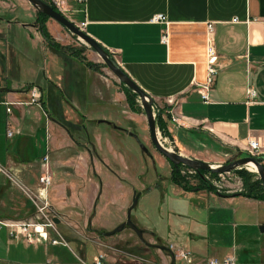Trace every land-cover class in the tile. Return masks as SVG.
<instances>
[{"label":"crops","instance_id":"crops-1","mask_svg":"<svg viewBox=\"0 0 264 264\" xmlns=\"http://www.w3.org/2000/svg\"><path fill=\"white\" fill-rule=\"evenodd\" d=\"M67 8L66 18L74 24L84 23L82 31L163 112L167 134L181 154L188 158L203 153L228 157L236 152L242 157L246 155V141L255 138L263 146L264 158V0H84L82 5L69 2ZM156 15L163 16L166 24L150 23ZM50 22L44 23L48 33L56 23L51 19ZM207 24L214 27L218 73L209 91L210 102L203 104L196 86L206 76ZM32 28L39 30L35 25ZM163 35L166 43L161 42ZM39 39L44 41L42 36ZM43 49L62 54L72 72L81 75L69 78L65 85L57 77H45L17 88L0 83V167L9 176L0 174V220L38 222L35 206L40 207L44 200V214L53 222L65 246L26 244L21 238H9L7 229L1 228L0 264H91L98 253L104 256L103 264H169L168 254L139 240H112L103 235L114 227L102 225L104 206L97 199L98 175L106 162L102 158L95 161L98 156L87 148L92 147L88 137L93 132L91 128L85 127V138L80 137L49 101L50 94L57 93L69 112L85 123L90 109H98L91 103L113 106L118 104L121 91L110 88L100 73V64L88 67L46 42ZM30 86L38 88L42 110L32 105H13L6 114L2 103L27 102ZM248 89L256 93L252 102L248 100ZM80 101L85 106L78 105ZM167 113L181 118L184 125L170 123ZM107 122L116 127L112 121ZM7 130L13 132L10 138L6 137ZM44 144L46 154L40 155ZM44 156L51 179L45 193L38 184ZM167 183L176 193L205 200L207 206L193 207L184 214L167 213L168 222L177 215L191 224L186 231L188 240L180 238L184 225L178 223L173 230L168 223L169 233L176 231L178 237L165 245L159 234L147 227L144 229L150 239H143L147 244L184 250L194 263H202L204 257L231 254L224 247L229 230L232 233L239 226L252 230L264 226L259 221L248 222L249 216H244L247 212L241 209L264 204L262 201L204 189L184 191L170 183L169 178ZM127 197L124 194L121 201ZM204 211L208 214L207 237L194 231ZM49 237L54 236L49 233ZM174 264L181 263L175 259Z\"/></svg>","mask_w":264,"mask_h":264},{"label":"rangeland","instance_id":"rangeland-1","mask_svg":"<svg viewBox=\"0 0 264 264\" xmlns=\"http://www.w3.org/2000/svg\"><path fill=\"white\" fill-rule=\"evenodd\" d=\"M41 1L51 4L49 0ZM51 6L53 5L51 4ZM63 15L66 18L67 12L64 11ZM48 20L49 24H52L49 18L44 19V23ZM22 25L25 26L23 27ZM34 25L37 27L36 10L25 0H0L1 85H5L6 82L11 87H23L25 84L39 79L43 81L45 77H57L65 85L69 78L79 77L81 74L77 71H75L76 73L72 72L71 67H69V61H66L62 54L54 51H50L49 53L43 49L45 42L39 39L41 37L39 30L32 28ZM54 25V30L52 29L49 33L47 31L53 42L57 43L63 51L81 59L82 62L103 66L100 67V73L107 79L110 88L114 92L121 91L118 104L111 106L109 104L91 103V106L98 109H90V112L86 114L88 117H86L85 123L82 121V118L69 112L65 104L59 99L57 93L54 94L52 92L49 97V101L52 102L51 105L55 112L61 116V119L66 124L77 129L80 137L85 138L83 132L85 127L91 128L93 132H89L88 137L90 140L89 144L92 147L87 148L90 150V153L94 152L98 156V158H93L95 161H100L102 158L106 162V166L101 167L98 175L100 187L97 192V199L99 204L104 206V214L101 217L102 225L105 227L114 225L109 230L111 231L124 222L126 220V211L131 205L133 196L138 194L136 204L130 210L129 219L138 229L143 228V239H150L145 229L147 227V229H151L152 227L159 234L160 242L166 245L169 241H174L178 237L176 231H172L173 235L169 233L167 224L169 223L170 229L174 230L179 223L180 225H184V230L179 232L181 234L180 238L188 240L186 231L189 230L191 224L177 215L171 216V221L168 222L167 213L184 214L188 209L193 207L205 209L207 202L201 198L187 197L188 195L186 196L182 192L176 193L172 190L173 187L171 185L168 186L170 165L156 152L149 141L146 123L137 97H133L132 99L134 107L138 110L137 113H134L127 106L126 96L118 80L101 63L98 56L64 28L56 25V23ZM78 105L85 106L81 101ZM152 110L155 112L154 106ZM107 121H112L116 124V127L110 126L107 124ZM114 127L117 129H113ZM155 127L156 137H158L164 148L185 156L175 148L172 140L169 138V134L164 137L158 131L156 123ZM83 142L86 146L85 141ZM44 149L45 144L44 146L42 145L40 155L45 153ZM82 151L83 149H80L79 153ZM243 157L247 156L242 155L240 157L236 152H233L228 157L216 156L214 154L211 156L203 153V155H197V158H191L218 166ZM74 158L75 154L71 156V159ZM261 164L264 167V160L261 161ZM237 172L247 173L249 175L248 182H259L260 187L264 189L257 173L252 172L248 166L240 167L230 173L217 174V177L214 178H211L205 172L201 174L203 179L215 188L217 192L222 195H232L246 192L244 180ZM180 174L189 186H196L200 182V176L193 170L181 167ZM157 185L158 188L156 187ZM124 194H127L128 197L125 201H121V196ZM229 207L228 205L227 208ZM241 209L247 212L244 216H249L248 222L256 223L259 221L262 224L264 223V204L249 207L241 206ZM207 216L208 214L204 211L203 215L200 216L201 221L197 222L199 224L194 227L195 232L199 230L196 233L201 237H207L205 223ZM118 221L120 222L119 224L117 223ZM194 223L192 226H194ZM238 223L243 222L238 221ZM210 232L214 233L213 228H210ZM228 233L230 236L226 239L224 247L230 250V255L234 254L236 264H264V233L259 231L258 226L254 227L253 230L239 226L232 233L231 230ZM119 238H131L132 241L138 240L135 233L128 227H124L122 231L110 237L112 240ZM207 242L206 240L204 243V249L207 248ZM213 244L214 241L212 239ZM231 244H234V248ZM208 259L210 258L204 257L202 264H205Z\"/></svg>","mask_w":264,"mask_h":264},{"label":"built area","instance_id":"built-area-1","mask_svg":"<svg viewBox=\"0 0 264 264\" xmlns=\"http://www.w3.org/2000/svg\"><path fill=\"white\" fill-rule=\"evenodd\" d=\"M55 10L63 15V12H67L68 3L72 2L77 5H82L84 0H49ZM237 20H233L236 22ZM150 23H159L166 24L164 17L161 15L153 16L150 20ZM74 24V23H73ZM75 27L82 31L84 23L74 24ZM161 42L166 43V36L161 37ZM206 55H205V80L202 84L196 86V91L199 93L201 101L203 104H208L210 102L209 91L212 88L216 75L218 73L217 69V54L214 45V27L213 24H207V35H206V45H205ZM248 100L253 101L256 98V93L253 89H248L247 91ZM40 93L38 88L35 86H30L28 89V101L25 103H14V102H3L2 105L5 107V113L9 114L10 107L13 105H24V106H36L38 109H41L40 105ZM169 102L171 100H168ZM168 115V113H167ZM168 120L170 123L175 126L181 127L184 125V121L178 118L176 115L169 114ZM13 135L11 130L6 131V137L10 138ZM245 153L247 156L255 158L261 157L263 154V146L261 142L257 139L250 138L246 141L245 144ZM41 172L38 177V184L41 187V191L45 193L46 189L50 185L51 179L49 174V168L47 165V157L44 156L41 161ZM0 174L6 178H9L8 174L0 167ZM36 207V211L39 215L40 221L38 222H15V221H2L0 220V229L6 228L9 238L17 239L21 238L26 244H39V243H49L51 245H62L65 246L64 241L61 239L57 233L53 222L50 218L44 214L46 209V203L43 200L40 207ZM49 233L53 234L54 237L50 238ZM168 249L174 255V258L179 261L181 264H202L194 263L189 252H186L181 249H172L171 246H168ZM104 256L98 253L93 259L91 264H103ZM80 264H86L79 262ZM205 264H236L234 255L224 256L223 258H210Z\"/></svg>","mask_w":264,"mask_h":264},{"label":"water","instance_id":"water-1","mask_svg":"<svg viewBox=\"0 0 264 264\" xmlns=\"http://www.w3.org/2000/svg\"><path fill=\"white\" fill-rule=\"evenodd\" d=\"M30 6H32L37 13H40L49 19L56 22L62 28H64L67 32H69L72 36L79 39L83 42L93 53H95L98 58L101 60V63L113 74V76L118 80V82L127 88L131 93H133L139 102L140 109L144 116V120L146 123L147 133L149 136V141L153 148L158 152L165 160H167L172 166H183L187 169L193 170L200 178L203 179L202 172L211 173V174H225L230 173L240 167H244L249 163H252L255 166V171L259 176V179L264 187V167L261 164V161L264 160L263 157H243L238 160H234L225 165H211L202 160L192 159L185 156L180 155L179 153L173 152L171 150H167L157 140L156 137V127H155V117L157 114V109L153 112L152 108L154 106V102L150 99L144 92H142L121 70L118 66L112 61L108 53L102 49L96 42H94L91 38H89L83 31L78 30L75 25L70 22L67 18L59 14L57 11H54L48 4L42 2L41 0H25ZM138 198V194L133 196L131 201V205L128 207L126 211V220L119 224L116 228L112 229L109 232H105L104 236H112L115 233L123 230L124 227H128L131 231H133L140 242H142L145 246L157 249L161 252L168 254L170 263H175L174 255L163 246L150 245L144 242L142 238V231L137 229L129 219L130 210L136 204V200ZM90 223V219L88 220ZM259 231L264 233V226L259 227Z\"/></svg>","mask_w":264,"mask_h":264},{"label":"trees","instance_id":"trees-1","mask_svg":"<svg viewBox=\"0 0 264 264\" xmlns=\"http://www.w3.org/2000/svg\"><path fill=\"white\" fill-rule=\"evenodd\" d=\"M48 5L54 11H56L55 8L53 6H51V4H48ZM47 18L48 17L36 12V25H37V28L39 29L41 36L43 37L44 41L47 43L48 46H50V47H52L54 49H60L58 44L51 40V37L49 36V34L47 33V31L45 29L44 19H47ZM70 55H72L73 57L77 58L79 61H82L81 59H79L75 55H73V54H70ZM84 64L86 66H88V67H96L94 64H91V63H85L84 62ZM120 87H121L122 91L124 92V94L126 96V100H127L126 103H127V106L129 108V110L134 112V113H137L138 110L134 107L133 100H132L133 97H136V96L133 93H131L127 88L122 86L121 84H120ZM162 116H163V112L161 110L157 109V114H156V117H155V123L157 125L158 131L161 132V134L165 137V136H167V132H166V128H165L166 127V122H165V119ZM169 165H170L169 181L173 185H176V186L180 187L184 191H197V190L204 189L206 191L222 195L219 192H217V190L215 188L210 186L209 183L206 182L202 178H200V182L196 186L187 185V183L184 180V177L180 174L181 167H183V166L179 165V166L174 167L170 163H169ZM208 174L210 175L211 178L217 177V174H211V173H208ZM237 174H239L240 177L244 180V184H245L244 187L246 189V192L245 193H241V194H232V195H228V196L233 197V196L240 195V196L252 198V199L257 200V201L264 202V189L260 187V183L259 182H254V183L248 182L249 181V175L247 173H245V172H237Z\"/></svg>","mask_w":264,"mask_h":264},{"label":"bare ground","instance_id":"bare-ground-1","mask_svg":"<svg viewBox=\"0 0 264 264\" xmlns=\"http://www.w3.org/2000/svg\"><path fill=\"white\" fill-rule=\"evenodd\" d=\"M40 91H41V90H40ZM41 98H42V96H41ZM40 102H41V101H40ZM157 140H158V142L160 143L158 137H157ZM160 145H162V144L160 143ZM162 146H163V145H162ZM246 166H248L249 169H250L252 172H256V171H255V166H254L252 163H249V164H247Z\"/></svg>","mask_w":264,"mask_h":264}]
</instances>
